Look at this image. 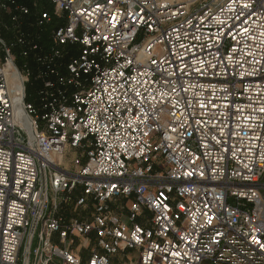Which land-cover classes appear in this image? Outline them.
<instances>
[{"label":"built area","instance_id":"obj_1","mask_svg":"<svg viewBox=\"0 0 264 264\" xmlns=\"http://www.w3.org/2000/svg\"><path fill=\"white\" fill-rule=\"evenodd\" d=\"M49 1L48 49L17 39L33 66L0 41V264H82L92 235L87 264H264V0ZM79 188L91 221L61 215Z\"/></svg>","mask_w":264,"mask_h":264},{"label":"trees","instance_id":"obj_2","mask_svg":"<svg viewBox=\"0 0 264 264\" xmlns=\"http://www.w3.org/2000/svg\"><path fill=\"white\" fill-rule=\"evenodd\" d=\"M23 7L29 9L27 16H23L20 12ZM43 12L53 14V5L49 0H0V36L6 39L7 45L13 46V54L16 57L19 68H22L25 64L34 65L33 58L29 57L26 59L21 56L24 48L17 44V39L20 34H31L34 41L44 50L48 49L50 45V34L53 29V24L50 26H33V22H36ZM12 14H17L20 18L21 27L19 30L14 31L9 23ZM28 89L34 90L35 98L34 101L30 100L27 94L26 102L33 103L37 106L36 93L39 86L30 82L27 85V93Z\"/></svg>","mask_w":264,"mask_h":264},{"label":"crops","instance_id":"obj_3","mask_svg":"<svg viewBox=\"0 0 264 264\" xmlns=\"http://www.w3.org/2000/svg\"><path fill=\"white\" fill-rule=\"evenodd\" d=\"M79 189L81 190V188ZM76 192L77 191L67 197V202L61 208V215L68 221L77 218L82 219L84 221H91V216L93 213V207L91 206V202H89L88 205L85 207H77L76 202L81 196V193L80 196L75 199L74 195L76 194ZM70 199H73L74 201L72 203H68ZM129 203L130 202L127 199L119 198L111 202V207L116 215L126 218V215L129 211ZM140 224L143 223L140 222ZM53 241L55 243H58V238L55 236L53 238ZM95 242L96 239L94 235H92L88 240L85 238H72L70 239V242L67 247H70V250L81 259L82 264H87L92 251L96 249ZM117 256L112 258V264H119L117 262ZM52 264H61V262L58 259H55Z\"/></svg>","mask_w":264,"mask_h":264},{"label":"rangeland","instance_id":"obj_4","mask_svg":"<svg viewBox=\"0 0 264 264\" xmlns=\"http://www.w3.org/2000/svg\"><path fill=\"white\" fill-rule=\"evenodd\" d=\"M191 3V2H190ZM199 6V3L196 2L194 3L191 8H197ZM9 23L11 24V17L9 19ZM12 26V25H11ZM0 41H2L4 44H7L6 39L3 38L2 36H0ZM11 42V41H10ZM3 50H4V46L3 44L0 42V65L3 62ZM15 57V56H14ZM16 58V57H15ZM28 97L30 100L34 101L35 98V92L32 89H28ZM154 142H156V139H154ZM75 158V154L71 149H68L67 154H66V158H65V164L64 167L65 169L69 170V171H74V167H73V161ZM162 167V166H161ZM163 168V167H162ZM81 190H77L76 194L74 195L75 199H77L80 196ZM74 200L70 199L68 201V203H72ZM78 213V212H77ZM79 214V213H78ZM37 246V239L34 242V246L33 249ZM25 250V245L22 249V253ZM117 262L119 264H140V258H139V251L137 250H127L125 252H121L118 256H117Z\"/></svg>","mask_w":264,"mask_h":264},{"label":"bare ground","instance_id":"obj_5","mask_svg":"<svg viewBox=\"0 0 264 264\" xmlns=\"http://www.w3.org/2000/svg\"><path fill=\"white\" fill-rule=\"evenodd\" d=\"M192 1L194 0H164V3L168 7H170L177 4H186V3L190 5L191 4L190 2ZM8 79H9L10 89L15 97V102L18 104L17 113L19 118H21V116L23 115V111L21 106L22 105L21 98L19 96L22 94L23 88L20 83V77L17 76L16 73H9Z\"/></svg>","mask_w":264,"mask_h":264},{"label":"water","instance_id":"obj_6","mask_svg":"<svg viewBox=\"0 0 264 264\" xmlns=\"http://www.w3.org/2000/svg\"><path fill=\"white\" fill-rule=\"evenodd\" d=\"M21 119H23V115L21 116ZM25 126L30 131V133L32 134V128H31V126H29L28 122H25Z\"/></svg>","mask_w":264,"mask_h":264}]
</instances>
